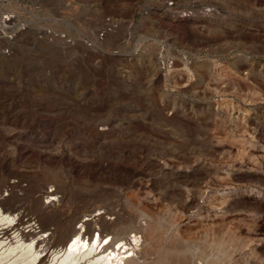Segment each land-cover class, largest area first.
Returning <instances> with one entry per match:
<instances>
[{
  "label": "rangeland",
  "instance_id": "rangeland-1",
  "mask_svg": "<svg viewBox=\"0 0 264 264\" xmlns=\"http://www.w3.org/2000/svg\"><path fill=\"white\" fill-rule=\"evenodd\" d=\"M9 185L25 219L140 200L171 264H264V0H0Z\"/></svg>",
  "mask_w": 264,
  "mask_h": 264
},
{
  "label": "bare ground",
  "instance_id": "bare-ground-1",
  "mask_svg": "<svg viewBox=\"0 0 264 264\" xmlns=\"http://www.w3.org/2000/svg\"><path fill=\"white\" fill-rule=\"evenodd\" d=\"M183 62L187 65L188 60ZM9 186L3 190L5 194L0 191V264H171L173 254L181 248L174 245L180 238L167 234L161 249L157 213L140 200L131 204L138 215L148 216L145 224L107 217L100 210L89 209L82 215L85 210L68 212L66 190L60 195L58 190L44 192L48 200L42 204L37 197L29 198L38 216L25 219L26 214L19 210L23 197ZM179 219V224H185L189 216L182 214Z\"/></svg>",
  "mask_w": 264,
  "mask_h": 264
}]
</instances>
